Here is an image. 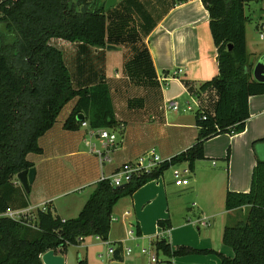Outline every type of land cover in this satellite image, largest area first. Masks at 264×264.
<instances>
[{"label":"trees","instance_id":"1","mask_svg":"<svg viewBox=\"0 0 264 264\" xmlns=\"http://www.w3.org/2000/svg\"><path fill=\"white\" fill-rule=\"evenodd\" d=\"M201 1L210 16L218 75L188 91L200 97L214 89L217 98L211 112L195 113L199 133L193 146L150 173L133 175L124 188L109 180L98 182L77 218L63 220L49 207L21 221L0 217V264H43L45 253L53 250L65 256L86 237L108 242L114 208L121 199L132 197L173 167L188 164L192 171L197 161L206 159L207 141L246 130L250 98L264 95V84L253 78L246 39V6L257 0ZM105 4L104 0H16L0 6V215L9 209L29 208L18 174L35 169L28 155L43 153L40 138L54 127L71 101L76 103L64 130L78 131L88 122L93 130L120 129L124 133L125 123L115 116L105 77L100 75L98 83L75 89L63 54L51 45L52 39H63L107 48L106 13L110 10ZM128 64L137 74L151 73L146 49L136 50ZM80 115L83 122L78 121ZM253 151L256 165L250 191L226 193V210L245 209L247 216L225 227L222 242L232 249L233 257L215 252L221 264H264V138L253 143ZM159 226L170 230L169 221H160ZM137 233L140 236L139 229ZM155 246L167 256L197 252L189 247L175 249L165 239ZM78 264H88V260L79 257Z\"/></svg>","mask_w":264,"mask_h":264},{"label":"crops","instance_id":"2","mask_svg":"<svg viewBox=\"0 0 264 264\" xmlns=\"http://www.w3.org/2000/svg\"><path fill=\"white\" fill-rule=\"evenodd\" d=\"M250 3L251 2H249L248 5ZM106 16L108 21L107 47L113 46L117 48L116 50L110 51H119L121 48L127 51L120 69L117 68L114 73L106 69L105 74H100L106 79L105 82L110 88L113 102L115 95L122 96L129 92H133L134 94L135 90H142V92L149 95V100H153L158 92L160 94H162V92L167 93L170 84H177L182 89L183 93H186L191 99H194L193 97L196 96H193L188 91L189 87L198 88L201 84L211 81L218 75V53L210 31V16L201 0H121V2L118 0L115 6L106 13ZM112 20L113 23H110ZM129 21L131 26L128 24ZM262 21H264V14L261 15L260 21L255 25V33H257L258 25ZM246 39L248 53L251 55V58H254V61L257 62L262 57V53H258L256 48L250 49L247 28ZM57 40L63 43V39ZM76 44L82 45L80 43H75V45ZM94 49H96L97 52L101 51V49ZM144 49H146L149 54L151 73L137 74L131 70L128 63L133 60L136 50L141 51ZM179 70H182V73L178 76V79L165 83L167 87L165 91H163V76L172 74L171 71L174 73ZM86 74L89 75L87 71ZM100 75L93 79L95 82H87L86 80L85 83L83 82L82 87L93 85L92 83H98ZM84 79L88 78L84 77ZM186 84H188V86ZM135 98L137 97L135 96ZM135 98L128 99L129 108H131L132 103L135 104ZM216 98V94L214 93L213 104ZM149 100L148 96L146 99H138V106L142 108L141 110L147 107ZM204 109L205 108H203L202 111H205ZM249 110L250 119L247 121L246 130L243 133L220 135L207 141L204 145L205 160L219 157L226 163V170L229 174V187L227 190L225 189V198L227 191L247 193L251 188L253 170L256 165L253 143L264 138V95L251 97L249 100ZM150 120H155V117L151 116ZM166 125L176 131V138L183 141L182 146L175 154L169 152L165 153L164 159L168 158L167 160H169L193 146L197 139L199 129L195 123V115L191 119H182L176 123H166ZM54 127L40 138L39 145L43 153L39 155L47 156L46 150L42 145V140H45V138L53 132ZM61 128L64 130L63 126ZM82 129L84 128L82 127L80 130L73 132L64 130L66 133L60 134L61 138L59 141L55 140L54 142H50L53 147V154L51 157L47 156L38 161L35 159V155L37 154L28 155V161L35 165L36 170L35 181L30 187V193L33 194V198L32 201L28 199L29 211L42 210L44 207H49L53 211L54 208L58 213L56 214L63 220L76 217L82 211L93 192L87 190V188L95 186L100 182L101 178L97 177V175H94L92 178L90 171H78L74 176L77 177L76 179H72L73 177L71 176L69 178L67 171H61V169L58 168L59 164H55L54 162L50 164L48 171L44 167L45 160H52L55 154L56 156L58 155V157H74L78 155L77 153L79 152H75L74 150L72 142L73 137L70 136H72L71 134L81 133ZM125 133L126 129L124 127V133L122 134L123 139L120 145L117 143V147H120L122 150L121 152L127 150V146H124V138L125 135L127 136V133ZM53 136L55 137V135ZM219 140H222V145H220L222 150H220V154L216 156L214 152L217 148L213 147V144L215 141ZM47 142L49 141L47 140ZM115 147L114 151L118 152V149ZM228 151H230L229 162H226L225 159ZM142 155L139 156V160L143 158ZM164 159L163 161H165ZM138 162H133L129 159H127V161L122 160V162L118 161L117 164L120 165V163H122V166H116L115 170ZM186 165L188 166V164ZM214 166L217 165L215 164ZM196 168L197 163L193 165V170L191 171L194 175L196 174ZM68 179L70 180L67 181ZM34 186L36 187L34 188ZM77 192H79V194L76 195L78 198V205L75 206L74 210V215L76 216H64L63 218L61 215H63L66 210L59 206H55L53 204V198L51 197L57 199L64 195L69 196ZM177 194L179 195L181 192L175 190L174 182H167L164 174L158 180L152 181L140 188L132 197L122 199L121 202L118 203L119 206H115L113 213L119 215L115 218L117 219L115 222H119L121 226L118 227V232L115 230L110 232L109 240L112 236V240L110 241L116 243L123 238V236H118L120 233H124L123 228L125 229L128 225H134L135 223L136 229L140 231V238L130 242L135 243L138 250L144 247L142 245H145V243L151 246L162 239H165L175 249L186 247L181 246L184 241L176 242L173 236L176 230L187 228L185 227L187 226L186 222L178 224L179 222L177 221L176 203L182 198L181 195L175 197ZM124 200H126L125 204L122 203ZM183 210L185 211L183 219H189L190 216L199 219L206 216L205 212L209 210V206L203 205V203H193L192 206H189L188 203H185L183 204ZM244 210H242V212ZM60 211L63 214H61ZM240 212L241 211L228 212L226 210V215L218 214L214 217L212 227H207L208 229L205 231L206 237L212 239L211 246L206 249L221 253L227 257H233V254L228 251L225 252L226 254L223 253L224 244L222 242V236L227 225L246 218L244 217L242 219V217L239 216ZM225 218H228V224L226 225L224 223ZM160 221H169L170 230L167 231L165 228L159 226ZM96 242L100 244L98 241ZM130 242L125 241L118 243L126 244ZM78 248L88 249V247H83V241ZM68 251L67 254L63 256L65 264H67ZM79 253V257L87 259L81 252ZM131 254H133V250ZM136 255V259L139 261L142 257L141 253L138 252ZM192 256L187 255L183 258L177 257L174 259V263L196 264L195 261L192 260ZM145 261V264H147V259ZM219 264H221V260Z\"/></svg>","mask_w":264,"mask_h":264},{"label":"rangeland","instance_id":"3","mask_svg":"<svg viewBox=\"0 0 264 264\" xmlns=\"http://www.w3.org/2000/svg\"><path fill=\"white\" fill-rule=\"evenodd\" d=\"M107 1V0H104ZM121 2V0H120ZM264 14V10L262 8L261 1H253L246 7V16L249 18L247 22V36L250 49L256 48L258 53H262V57H264V41L259 39V36L255 30V25L260 21L261 15ZM113 23V20L110 22ZM129 26L130 21L128 22ZM63 43L59 42L57 39H53L51 45L58 48L60 52L63 54V58L66 66L69 69L72 84L75 89H79L83 86V82L87 80V82H95L93 79L97 78L101 73L105 74V71L114 73L115 70L123 64L124 55L127 51L121 48L119 51H109L108 49H101V51L97 52L96 49L89 45H75L70 44L69 42L62 40ZM86 71L88 74H86ZM171 73H173L171 71ZM86 75V76H85ZM87 77L88 79H84ZM99 80V79H98ZM98 82V81H96ZM114 83V82H113ZM112 83V84H113ZM91 84V83H90ZM94 84V83H92ZM163 91H165V84L163 86ZM215 90L208 91L200 95V97H193L191 99L186 93L182 92V89L177 84H170L167 89V93L160 94L158 92L157 96L153 100H149V95L140 91L129 92L126 95L116 96L114 97L113 107L116 113L118 120L125 123V129L127 136L124 138V146H127V150L125 152H121V148L117 147V145L121 143L123 139L122 132L120 129H111L118 138L116 147L118 152L114 151V147H111L109 150L108 156L110 157L109 162H105L102 164L100 158L92 153L91 148L88 147L85 143V137L88 141L92 142V145H96L99 151H102L101 143L96 137L90 138L91 128L82 129L79 134H71L73 137L72 142L74 146L75 152L78 155L74 157H62L58 155L54 156L52 160H45L44 167L49 169L51 163L59 164L58 168L61 171H67L68 177H73L72 179H76L74 177L78 171H90L91 176L93 178L94 175L102 178L105 176L106 178H111L114 172L116 171V166H122L117 164V162H122V160H132L133 162H140L143 158H151L153 155L159 156L162 160L165 158V153L169 152L171 154H175L177 150L182 146L183 141L179 140L175 137L176 131L171 129L166 123H176L182 119H191L194 117L197 111H202L205 108V111L211 112L213 108V99ZM115 93V91H114ZM116 94V93H115ZM135 96L141 100L143 98H147L149 100V104L144 110L138 106L139 101ZM135 98V104L132 103L131 108L128 105V99ZM176 101L180 106L179 112H174L168 109L169 101ZM76 100L68 103L62 112L60 113L57 123L53 129V132L42 140L43 148L46 150V154L48 157L52 156V144L50 142H54L61 138L60 134H65L64 130H62V126L64 122L68 119L69 113L72 110ZM154 116L155 120H150V117ZM59 131V132H58ZM53 133V134H52ZM125 133V134H126ZM55 135V137L53 136ZM69 135V134H68ZM74 135V136H73ZM47 140L49 142H47ZM222 140L215 141L213 147H216L215 154L218 156L220 154V150H222L221 142ZM213 143V142H212ZM57 153V152H54ZM143 154V155H142ZM149 154V156H148ZM126 155V156H125ZM143 156L140 160L139 156ZM46 155H35L36 160H41L42 158L47 157ZM148 156V157H147ZM174 156V155H173ZM222 158V157H221ZM168 158L164 159L167 160ZM213 162L216 163L217 166L213 165ZM197 170L195 171V175L192 172L190 175H187L185 178H181L179 181L174 179V170L173 168L169 169L165 172V176L167 182H174L175 190L181 192V194H177L175 197L182 196V198L176 203V216L178 224H182L186 222L185 227L176 230L173 235L176 242H183V245L194 250H197L196 253L186 254L177 257H186L192 256L196 264H219L220 259L219 256L211 251L210 249H206L211 246L212 239L206 237L205 231L208 228L201 227L198 224V219L190 216L189 219H183L185 211L183 210V204L188 203L189 206H192L193 203L199 204L203 203V205L209 206V210L205 212L206 216L203 221L209 222L212 227L213 219L218 214L226 215V206H225V189L229 187V174L226 170V163L223 159L219 157H213L211 160L197 161ZM236 166V164H235ZM43 167V168H44ZM189 168L186 164L180 165L177 169L182 170ZM235 169V167H234ZM68 179L67 181H69ZM67 185V183H66ZM36 186H34L35 188ZM95 186L91 188H87L89 191H93ZM81 193V192H80ZM59 194V193H56ZM79 192L70 194L69 196L64 195L57 199L53 198V204L55 206H59L60 208H64L66 211L63 214L61 211V216H73L75 206L78 205L77 196ZM53 196V195H52ZM33 194H28V199L32 201ZM125 199V198H123ZM122 200V199H121ZM121 200L119 202H121ZM118 202V203H119ZM117 203V207L119 206ZM122 203H126L124 200ZM121 204V203H120ZM53 211L55 209L53 208ZM36 211H29L27 213V217H33ZM58 214V213H57ZM76 216V215H74ZM71 217L68 219L77 218ZM119 215L113 214V218H117ZM239 216L244 217L247 216V210L241 211ZM225 225L228 224V218H225ZM121 226L119 222H115L114 220L111 223V231L115 230L118 232V227ZM127 230L136 231V224H130L125 229L123 228L124 233H120L118 236H123L122 239L113 243L112 236L108 243L111 247H116L118 242H124L127 239ZM110 231V232H111ZM110 235V234H109ZM168 239V237H167ZM83 247H88V249H82L75 246H71L68 250L69 255L67 257V264H78V258L80 253L87 257L88 264H145L146 257L142 255L140 260L136 259V254L140 252L136 248L135 243H126L124 244L125 248H131L133 250V254L127 256L124 254L123 261H115L113 258L107 256V250L109 248L108 245L98 244L96 242V237H86L83 240ZM146 248L150 247L147 243L142 245ZM224 254L228 251L233 254L232 249L226 245L223 246ZM141 253V252H140ZM103 255V259L100 257ZM163 257V255H161ZM173 256V259L177 258Z\"/></svg>","mask_w":264,"mask_h":264},{"label":"built area","instance_id":"4","mask_svg":"<svg viewBox=\"0 0 264 264\" xmlns=\"http://www.w3.org/2000/svg\"><path fill=\"white\" fill-rule=\"evenodd\" d=\"M16 0H0V6L4 4H11L15 2ZM262 2V8L264 10V0H259ZM257 34L259 36V39L264 41V21L260 22L257 28ZM182 73V70L176 71L172 74H167L164 75L162 78L163 84L168 83L170 81H175L178 79V76ZM167 86V84H165ZM168 109L174 112H179L180 111V106L179 104L174 100V101H169L168 102ZM203 119H206L204 117ZM83 128H90L88 122H83L82 123ZM90 138L96 137L99 142L101 143V148L102 151H99L97 149V146L94 144L92 145L91 141H88L85 139V143L88 147L91 148L92 153L97 155L100 158V161L102 164H105V162L110 161V157L108 156L109 150L111 147H114L117 143V136L114 132L111 131V129H99V130H93L91 129L90 132ZM164 161L157 155L151 156V158H145L142 159L140 162L136 164H130L126 165L123 168L119 169L116 173L112 175L111 178H106L103 176L100 181H111V184L115 187H121L127 183H129L133 175L139 174V173H150L153 169L157 168L160 166ZM216 163L213 162V165ZM178 166L173 167L174 170V178L176 180H180L181 178H185L187 175L191 174V170L189 168L179 170L177 169ZM43 211H47V207H44L42 209ZM29 212L28 209L26 210H14V209H9L6 213L0 215V217H7L16 221H21L27 219V213ZM205 218H199L198 219V224L201 227L207 228L210 226L209 222L203 221ZM116 221L117 219L113 218L112 216V221ZM140 238V236L136 231L133 230H127V239L125 240L126 242L130 241H136ZM96 241H98L101 244L108 245L109 248L107 250V256L111 257L114 259V253L116 250L120 251V254L123 258L124 254L129 256L132 253L131 248H125L124 243L118 244L116 247H111L108 242H105L102 240L100 237H96ZM124 241V242H125ZM141 255L145 256L147 259V264H175L173 256H167L163 252H159L156 249L155 244H152L150 247H142L140 249ZM163 255V257L161 256ZM103 259V255L100 256Z\"/></svg>","mask_w":264,"mask_h":264},{"label":"water","instance_id":"5","mask_svg":"<svg viewBox=\"0 0 264 264\" xmlns=\"http://www.w3.org/2000/svg\"><path fill=\"white\" fill-rule=\"evenodd\" d=\"M118 0H107L105 4V9L110 10L112 9ZM107 49L116 50V47L108 46ZM251 64H253V78L259 83L264 84V57H261L257 62L254 61V58L250 60ZM78 121L83 122L84 117L80 115L78 117ZM36 178V170H25L18 174V180L21 186L24 188L27 194L30 193V187L33 185ZM126 185H123L119 188H124ZM114 260L115 261H123V258L120 254L119 250H116L114 253ZM43 264H65V259L63 256L58 255L55 251H49L42 256Z\"/></svg>","mask_w":264,"mask_h":264}]
</instances>
